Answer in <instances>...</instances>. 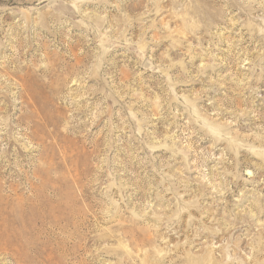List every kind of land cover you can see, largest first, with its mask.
Masks as SVG:
<instances>
[{
    "label": "rangeland",
    "instance_id": "obj_1",
    "mask_svg": "<svg viewBox=\"0 0 264 264\" xmlns=\"http://www.w3.org/2000/svg\"><path fill=\"white\" fill-rule=\"evenodd\" d=\"M35 231L52 264H264V0H0V264Z\"/></svg>",
    "mask_w": 264,
    "mask_h": 264
},
{
    "label": "bare ground",
    "instance_id": "obj_2",
    "mask_svg": "<svg viewBox=\"0 0 264 264\" xmlns=\"http://www.w3.org/2000/svg\"><path fill=\"white\" fill-rule=\"evenodd\" d=\"M41 215V214H40ZM24 220V219H23ZM37 220H39V219H37ZM36 220V221H37ZM45 222V221H44ZM37 223V222H36ZM58 223H60V222H58ZM42 223H40L39 225L42 227V225H41ZM44 225V224H43ZM49 225H51V224H49ZM48 226V225H47ZM57 225L56 224H54V223H52V225H51V228L52 227H56ZM59 226V225H58ZM14 228V227H13ZM35 227H32L30 230H31V232H33L32 231V229H34ZM43 228V227H42ZM41 228V229H42ZM47 228H49V226L47 227ZM8 229V228H7ZM16 229V228H15ZM36 230H37V228H35ZM34 229V230H35ZM46 229V228H45ZM39 230V229H38ZM40 231V230H39ZM42 231V230H41ZM40 231V232H41ZM44 231V230H43ZM30 232V233H31ZM36 232V231H35ZM34 233V232H33ZM37 233V232H36ZM39 233V232H38ZM38 233H37V235H35L34 234V236L32 235L31 237V239L29 240V241H24V242H26V243H23V242H21L22 244H21V246H23V245H26L25 247L27 248L28 247V249H30V253H32V254H34V256H32L33 258H35V260H36V263L37 264H52V259H55V257H54V252H56V251H59L62 247H60V243H56V245L55 246H51L52 244H51V242H53V238H48V237H46V238H42L41 239V237H40V235L38 236ZM7 234V233H6ZM14 234V233H13ZM40 234V233H39ZM18 235V234H17ZM53 235V234H52ZM15 236H16V232H15ZM43 236V235H42ZM50 236V235H49ZM55 236V235H54ZM57 237L59 236V235H56ZM55 236V237H56ZM18 237H19V235H18ZM30 237V236H29ZM52 237V236H51ZM56 239V238H55ZM15 240V239H14ZM59 240V239H58ZM61 241V240H60ZM55 244V243H54ZM63 244V243H62ZM4 246V245H3ZM20 247V246H19ZM10 249V248H9ZM20 249H21V247H20ZM24 249V248H23ZM65 249V248H64ZM32 251V252H31ZM13 253L12 254H14V251H12ZM17 252V251H16ZM16 252H15V254H16ZM29 253V254H30ZM11 254V255H12ZM8 255V254H7ZM10 255V254H9ZM15 257L16 258H18V261H15V263H18L19 262V258H23V256L22 255H19V254H17V255H15ZM12 258V257H11ZM57 258V257H56ZM14 260V259H13ZM22 260V259H21ZM32 260V259H31ZM54 261V260H53ZM34 264V263H33ZM53 264H54V262H53Z\"/></svg>",
    "mask_w": 264,
    "mask_h": 264
}]
</instances>
